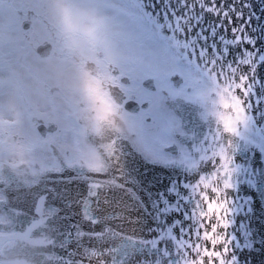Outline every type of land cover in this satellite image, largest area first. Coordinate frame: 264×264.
<instances>
[{"label":"snow or ice","instance_id":"obj_1","mask_svg":"<svg viewBox=\"0 0 264 264\" xmlns=\"http://www.w3.org/2000/svg\"><path fill=\"white\" fill-rule=\"evenodd\" d=\"M261 2L264 4V0ZM92 7L101 14H109L119 29L113 33V40L122 55L115 63L120 68V77L126 76L129 83H120L119 77L109 79L116 83L125 106L131 99L138 105L147 103L139 111L123 113L128 139L115 157L113 175L109 178L118 188H127L145 217L150 215L155 222L154 227L145 225L151 236L141 239L143 248L132 253L134 264H240L234 248L242 243L251 247L252 240L243 221L239 225L236 221L245 203L234 195L243 169L234 156L240 147L238 143L228 140L230 156L225 154L221 142L211 157L206 153L201 157L207 171L199 172L194 183L184 185L190 190L186 196H182L179 184L159 185L154 177L142 175L139 170L162 163L187 165L189 170L201 168L199 161L189 163L191 158L183 147L176 157L163 151L166 145L175 142L172 133L178 129L176 118L164 106L167 98L182 97L205 105L201 113L204 119L211 114L218 124L232 120L231 132L246 142L258 134L264 149V109H261L264 93L258 95L256 91L258 84L264 87L257 78V67H264V47H258L260 41L254 39L248 28L254 13L245 15L255 5L250 0H117L116 3L100 0ZM206 15L216 18L210 26L204 23ZM229 31L231 36L225 34ZM233 48L237 50L234 54ZM105 51L107 54V47ZM177 73L183 83L174 87L170 77ZM148 78L155 82V91L143 86L142 82ZM205 83L207 86L201 87ZM212 91L217 99L211 98ZM83 93L88 106L101 118L119 107L100 89L97 79L87 73ZM209 103L211 108L207 107ZM230 104L235 115L221 110ZM148 117L151 123L146 122ZM236 121L243 125L244 131H238ZM108 150L112 147L108 146ZM91 166L97 172L104 170L103 162L94 157ZM221 170L224 176H220ZM152 184L160 189L154 194ZM137 185H143L146 191L141 194ZM99 196V184L86 180L83 201L86 219L92 199L99 203ZM185 201L191 210L183 211L182 216L190 225L173 220ZM108 202L105 197L104 203ZM88 222L94 227L100 223L98 219ZM237 228L242 239H238ZM259 229L260 243L264 245V225ZM132 244L135 245V239Z\"/></svg>","mask_w":264,"mask_h":264},{"label":"water","instance_id":"obj_2","mask_svg":"<svg viewBox=\"0 0 264 264\" xmlns=\"http://www.w3.org/2000/svg\"><path fill=\"white\" fill-rule=\"evenodd\" d=\"M250 2L255 7L245 13L246 16L254 13L248 28L254 39L260 41L258 47H264V4L261 0ZM215 21V17L205 16V25L210 26ZM225 34L231 36L230 31ZM231 51L234 54L237 50L233 48ZM232 58L229 56V59ZM257 78L264 83V67H257ZM256 91L258 95L264 93V87L258 84ZM180 105L181 111L176 110L177 113L185 117L184 125L196 136L189 139L190 153L195 161L200 162L201 168L189 170L187 165L162 163L141 168L140 173L154 177L159 185L177 183L182 196H186L190 190L184 185L194 183L199 172L207 171L201 157L205 153L211 157L213 151L219 150L221 142L225 145V154L232 155L227 143L229 139L234 140L240 145L234 153L235 159L243 165L234 195L245 202L244 211L236 217V221L237 225L243 221L252 240L251 247L242 243L239 248H234V252L240 264H264V245L260 243L259 236V226L264 225V161L260 148L237 137L221 123L218 124L216 119L210 121L208 117L204 120L197 112L200 104L181 100ZM125 151H128L127 147ZM113 169L97 172L95 168L84 165H66L60 171L37 174L36 184L44 190L43 194L33 193L35 187L24 186L16 178L14 185H3L6 196L11 194L7 197L9 205L6 203L11 208H4L9 221L0 225L6 230L0 232V259L21 260L24 264H68L69 261L71 264H134L132 253L143 248L141 239L151 236L145 225L154 227L155 222L150 215L145 217L127 188L120 189L110 182ZM224 175L221 170L220 176ZM86 180L100 186V202L92 199L87 219L83 203ZM151 187L153 194L160 190L156 184ZM136 190L142 194L146 188L137 185ZM105 197L109 201L107 204L104 203ZM21 200L23 202L18 206L17 202ZM190 210L191 205L185 201L182 211L175 213L173 220L180 219L185 225H190L191 222L182 216L183 211ZM90 219H98L99 226L94 227L88 222ZM167 223H172V220H167ZM236 234L238 239H242L238 228Z\"/></svg>","mask_w":264,"mask_h":264},{"label":"clouds","instance_id":"obj_3","mask_svg":"<svg viewBox=\"0 0 264 264\" xmlns=\"http://www.w3.org/2000/svg\"><path fill=\"white\" fill-rule=\"evenodd\" d=\"M98 2L0 0V88L6 90L4 104L11 118L23 124L39 117L59 131L78 137L85 152L96 148L104 170L110 171L128 131L124 100L118 95L116 83L109 79L113 77L111 65L122 55L113 40V33L119 29L109 14L93 10ZM25 23L27 28L23 27ZM37 35L42 40L37 41ZM39 45H45L43 53L37 52ZM85 73L95 77L100 89L119 105L103 118L84 99ZM210 95L217 99L215 91ZM200 109L204 112L205 105L200 104ZM208 117L210 121L215 119L211 114ZM0 264L24 262L0 259Z\"/></svg>","mask_w":264,"mask_h":264},{"label":"flooded vegetation","instance_id":"obj_4","mask_svg":"<svg viewBox=\"0 0 264 264\" xmlns=\"http://www.w3.org/2000/svg\"><path fill=\"white\" fill-rule=\"evenodd\" d=\"M23 27L27 28L28 24L25 23ZM36 39L37 41H40L42 40V37L37 35ZM39 46L37 47V52H39ZM44 51L45 49H43L42 52ZM111 69L113 77H119L120 83H129L126 76L120 77L118 63L111 65ZM170 80L174 87H179L183 83V78L178 73L172 75ZM142 83L144 87L155 91L156 86L152 78H148ZM188 91L191 92L192 89L189 88ZM6 95V90L0 88V180L3 178L2 169L5 166L17 170L18 166L25 162L33 167L34 162L39 158L42 164L41 166L45 168L50 165L49 163H51V161H55L52 149L56 150L59 156L65 160H77L82 156L78 137L70 135L66 131H59L55 125L46 124L39 117H33L31 122H25L23 124H21L19 120L11 118V112L10 110H6L4 104ZM118 95H120V92H118ZM164 95L167 96V93L165 92ZM140 107H147V103L145 102L142 105H138L134 99H131L125 106V111L129 113L139 111ZM172 115L176 118L178 123V129L172 133L175 142L166 145L163 151L176 157L179 155L180 147L184 148V146L180 142L179 137L182 129L180 126V120L173 113ZM146 122L151 123V118H146ZM230 122L233 124L232 120H230ZM12 141H15V143ZM49 148H51V151H49ZM170 149L173 152H171Z\"/></svg>","mask_w":264,"mask_h":264}]
</instances>
